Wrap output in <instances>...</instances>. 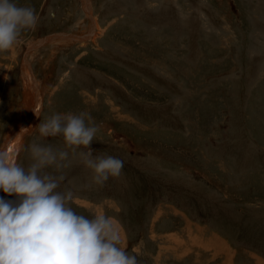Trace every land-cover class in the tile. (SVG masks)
<instances>
[{"label":"rangeland","instance_id":"obj_1","mask_svg":"<svg viewBox=\"0 0 264 264\" xmlns=\"http://www.w3.org/2000/svg\"><path fill=\"white\" fill-rule=\"evenodd\" d=\"M13 2L38 22L0 52V149L29 128L23 166L33 142L68 151L46 171L78 214L111 217L139 264H264V0ZM80 112L98 127L93 156L123 161L103 186L87 148L38 132Z\"/></svg>","mask_w":264,"mask_h":264},{"label":"clouds","instance_id":"obj_2","mask_svg":"<svg viewBox=\"0 0 264 264\" xmlns=\"http://www.w3.org/2000/svg\"><path fill=\"white\" fill-rule=\"evenodd\" d=\"M38 22L35 9L0 0V52L17 42L21 32ZM41 137L61 136L91 170L95 184L103 186L109 177H119L123 161L111 155L93 156L91 143L98 127L87 112L53 114L39 123ZM29 128L21 129L27 132ZM31 163L17 162L20 149H0V191L15 195L16 202L0 198V264H139L136 255L120 247L121 235L111 217L89 218L71 206L73 192L59 191L66 150L33 142L25 149Z\"/></svg>","mask_w":264,"mask_h":264},{"label":"water","instance_id":"obj_3","mask_svg":"<svg viewBox=\"0 0 264 264\" xmlns=\"http://www.w3.org/2000/svg\"><path fill=\"white\" fill-rule=\"evenodd\" d=\"M84 2V7H85V1H83ZM85 11H86V9H85ZM92 30V29H91ZM90 30V31H91ZM89 33H87L86 34V36L88 35ZM85 35H79V36H77L78 38H81V37H84ZM43 41V38L42 39H40V40H38V43H41ZM31 47H33V45H30V48ZM27 73H29V71H27ZM27 77L30 79V77H29V74H27ZM31 77H32V75H31ZM31 80V83L33 84V86H36V84H35V82H32V79H30ZM37 87V86H36ZM37 118V115H36V113H34V111H33V108H31V111H30V114L28 115V118H26L25 119V123H23V125H21V127H26V125L28 124V123H30L31 124V122L32 121H34L35 119ZM26 122H28V123H26ZM25 124V125H24ZM13 142H14V139H13ZM8 143V142H7ZM7 143H6V147H7ZM5 147V148H6Z\"/></svg>","mask_w":264,"mask_h":264},{"label":"bare ground","instance_id":"obj_4","mask_svg":"<svg viewBox=\"0 0 264 264\" xmlns=\"http://www.w3.org/2000/svg\"><path fill=\"white\" fill-rule=\"evenodd\" d=\"M40 110V109H39ZM36 111V110H35ZM38 113V112H37ZM37 115V114H36ZM31 125V124H30ZM29 125V126H30ZM20 135H21V131H20V133H19ZM19 134H17V135H15L16 136V139H14V142H13V139H11V141H12V143H11V141H10V143H11V149L12 150H15V149H17V147H18V144H19V142L21 141V140H19V138H20V135Z\"/></svg>","mask_w":264,"mask_h":264},{"label":"crops","instance_id":"obj_5","mask_svg":"<svg viewBox=\"0 0 264 264\" xmlns=\"http://www.w3.org/2000/svg\"><path fill=\"white\" fill-rule=\"evenodd\" d=\"M171 235V234H170ZM172 239V238H171ZM173 240H177V237H175ZM173 240H171V241H173ZM201 241V240H200ZM196 244H198V245H200V242L198 241ZM201 246V245H200ZM216 252H218V250H216ZM219 253V252H218ZM196 258V257H195ZM194 258V262L196 263V264H201V262H199L198 261V257H197V259H195ZM193 260V259H192ZM218 264V263H217Z\"/></svg>","mask_w":264,"mask_h":264},{"label":"snow or ice","instance_id":"obj_6","mask_svg":"<svg viewBox=\"0 0 264 264\" xmlns=\"http://www.w3.org/2000/svg\"><path fill=\"white\" fill-rule=\"evenodd\" d=\"M12 149H11V146L9 147V151H11Z\"/></svg>","mask_w":264,"mask_h":264}]
</instances>
